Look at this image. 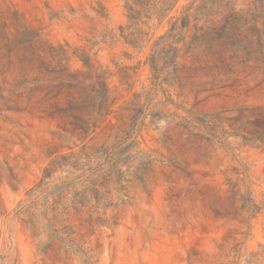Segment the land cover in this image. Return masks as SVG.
I'll use <instances>...</instances> for the list:
<instances>
[{
    "label": "rangeland",
    "instance_id": "374dc122",
    "mask_svg": "<svg viewBox=\"0 0 264 264\" xmlns=\"http://www.w3.org/2000/svg\"><path fill=\"white\" fill-rule=\"evenodd\" d=\"M134 1L0 0V264H264V0Z\"/></svg>",
    "mask_w": 264,
    "mask_h": 264
},
{
    "label": "trees",
    "instance_id": "16d2710c",
    "mask_svg": "<svg viewBox=\"0 0 264 264\" xmlns=\"http://www.w3.org/2000/svg\"><path fill=\"white\" fill-rule=\"evenodd\" d=\"M167 1H169V0H166V2ZM139 2H142V0H135L132 4H128L127 5V9H128V11L130 12V13H132L133 11H135L134 10V7L137 5L138 6V4H139ZM164 11L165 10H158V15H162L163 13H164Z\"/></svg>",
    "mask_w": 264,
    "mask_h": 264
}]
</instances>
